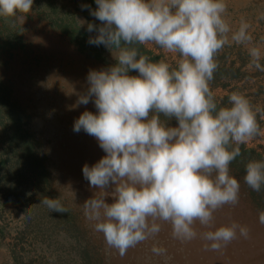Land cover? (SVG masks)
<instances>
[{"label": "clouds", "instance_id": "9594fccd", "mask_svg": "<svg viewBox=\"0 0 264 264\" xmlns=\"http://www.w3.org/2000/svg\"><path fill=\"white\" fill-rule=\"evenodd\" d=\"M34 0H0V17L23 24ZM90 14L99 26L88 43L106 46L116 63L108 69L90 70L88 89L76 104H95L98 114L85 110L73 130L94 137L106 153L97 163L83 166V176L95 189L83 203L87 220L94 222L108 246L126 255L130 247L158 234L160 223L171 225L182 242L197 238L195 228H210L214 213L239 203L240 181L230 175V163L239 147L264 136L254 110L243 95L233 92L230 106H218L209 82L218 65L216 55L229 44V24L224 18L225 0H95ZM250 25L243 19L232 32L231 42L251 45ZM155 45L176 56L173 68L164 60L150 61L136 45ZM249 70L264 72V53L247 47ZM136 71L139 75H130ZM94 98V100L92 99ZM161 114L165 119H161ZM264 118V112H260ZM175 118L177 126H167ZM244 182L254 191L264 186V162L246 165ZM111 189V191H109ZM99 193V195H97ZM111 196L109 203L106 197ZM39 203L51 211L66 213L56 199ZM264 224V211L259 213ZM240 236L247 226L233 222L201 238L205 249L219 251ZM153 252L165 250L153 247Z\"/></svg>", "mask_w": 264, "mask_h": 264}, {"label": "trees", "instance_id": "16d2710c", "mask_svg": "<svg viewBox=\"0 0 264 264\" xmlns=\"http://www.w3.org/2000/svg\"><path fill=\"white\" fill-rule=\"evenodd\" d=\"M81 3L84 5L83 0H34L32 10L46 20L50 29L63 35L79 53L99 63L103 69H108L116 60L106 46L88 43L89 38L98 33H89L79 20ZM90 5L94 9L97 7L93 0ZM135 47L139 54L147 56L150 61H159L158 55L144 45ZM19 52L24 54L25 61L32 60L23 68L26 78L31 79V93L38 84L32 71L36 74L39 70L43 71L47 61L41 63V56L26 44L23 27L15 18L0 17V131L3 132L0 137V200L21 205L23 215L17 233L22 238H30L27 251L24 252V246L20 247L22 253L14 250V263L116 264L112 259L117 252L107 245L103 234L95 230L94 222L87 220L83 212V203L87 200L85 193L90 194L91 198L96 190L88 189L85 193L76 191L74 176L65 167L68 161L64 153L72 156L74 140L79 137V132L73 130L76 120L75 115L71 114V111H75L73 103L70 97L63 95L64 84L55 85L45 81L49 89L47 95L51 100H60L63 110L60 113L46 112L47 119L36 124L33 111H29L28 106L24 108L14 98L15 84L7 76L10 61ZM33 64L39 67L36 69ZM129 74L139 75L131 70ZM214 100L218 106H229L215 97ZM161 119H165L163 114ZM50 123L57 126L48 127ZM177 125L175 118L167 120V126ZM235 147H239L240 155L230 163V175L238 178L239 196L259 218V213L264 211V186L261 191H254L244 182V176L248 162H264V149L246 144H233L232 148ZM52 149H57L60 155H51ZM43 198L59 200L68 211H51L39 203Z\"/></svg>", "mask_w": 264, "mask_h": 264}, {"label": "rangeland", "instance_id": "374dc122", "mask_svg": "<svg viewBox=\"0 0 264 264\" xmlns=\"http://www.w3.org/2000/svg\"><path fill=\"white\" fill-rule=\"evenodd\" d=\"M84 5H90L92 0H83ZM95 2V0H93ZM227 10L224 14L226 22L231 28L228 33L229 44L216 55L215 60L218 65L214 72V78L209 82L213 96L229 105V96L233 92L243 94L251 103L254 110L259 109L264 112V72L259 70H249L247 65L250 57L247 47H259L264 53V0H225ZM79 4L78 18L88 27V23H94L99 26L100 21L96 20L90 14L89 8H83ZM84 14L86 16H84ZM25 15L23 27V37L26 44L31 47L35 53L41 56V63L45 69L39 70L34 79L37 82L36 88L30 93L29 87L31 79L26 78L23 68L28 66L32 61H25L22 52L17 53L14 59L10 61V67L7 69L8 75L15 84L14 98L18 100L24 108L28 106L29 111H33V119L36 124L47 119L46 112L60 111L63 107L60 100L50 99L49 89L46 82H53L55 85L64 84L63 95L70 97L73 105L79 98V95L86 93L88 89L87 75L90 70H101L103 67L79 53L69 41L58 31L49 28L46 20L41 19L34 10ZM250 25L248 29L252 36V44L238 45L231 42L232 32L238 30L241 20ZM96 33V32H93ZM153 54L158 55L159 61L164 60L170 66H176V56L165 53L155 45H144ZM264 65V59L261 60ZM38 68L39 65H32ZM42 83V88L40 87ZM42 92H45L43 94ZM94 100V98H92ZM60 102V103H59ZM230 106V105H229ZM71 111L75 118L85 111H92L98 114L95 104L90 100L87 105H79ZM260 112L257 113V122L262 127L263 119ZM47 115V116H45ZM56 127L55 123L47 126ZM60 128V127H59ZM3 132L0 131V137ZM74 151L72 156L64 153L68 163L65 165L68 172L74 176L73 185L78 192L85 193L88 189L89 182L83 176V166L87 163L89 166L97 163L106 153L100 148L99 142L86 132L81 130L78 139L74 140ZM1 142V140H0ZM249 143V142H248ZM250 146L249 144L245 143ZM2 143H0V147ZM254 147V146H252ZM259 150L264 146L255 147ZM51 155H60L57 149H52ZM55 157V156H54ZM111 191V189H109ZM86 198L90 194L85 193ZM84 195V194H83ZM109 203L113 202L111 196L106 197ZM21 205L13 202H4L0 200V264H15L14 250L19 251L24 246V252L30 247L29 237L22 238L17 231L21 228ZM236 222L240 225L247 226L249 229L248 238H244L237 232V238L219 251L206 250L207 243L201 238L205 231H214L221 226L231 225ZM161 230L158 234L150 236L147 240L130 247L126 255L121 256L119 251L113 257V263L116 264H264V224L259 222V218L254 215L247 202L239 196V203L235 206L225 205L214 213V223L210 228H205L197 224L195 228L198 232L196 239L190 242H182L172 235L170 224L160 222ZM153 247L164 249L162 254L153 252ZM23 252V253H24Z\"/></svg>", "mask_w": 264, "mask_h": 264}, {"label": "crops", "instance_id": "0c3cea01", "mask_svg": "<svg viewBox=\"0 0 264 264\" xmlns=\"http://www.w3.org/2000/svg\"><path fill=\"white\" fill-rule=\"evenodd\" d=\"M260 128L262 130H264V119H263V125ZM248 142H247V144H249L250 146H254V147L264 146V136H256V137H253Z\"/></svg>", "mask_w": 264, "mask_h": 264}]
</instances>
